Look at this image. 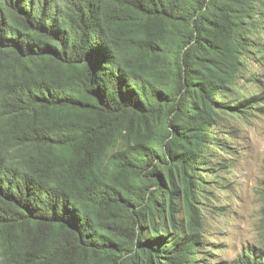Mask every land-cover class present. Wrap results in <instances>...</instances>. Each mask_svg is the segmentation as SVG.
Listing matches in <instances>:
<instances>
[{"label":"trees","instance_id":"trees-1","mask_svg":"<svg viewBox=\"0 0 264 264\" xmlns=\"http://www.w3.org/2000/svg\"><path fill=\"white\" fill-rule=\"evenodd\" d=\"M262 23L264 0H0V264H194Z\"/></svg>","mask_w":264,"mask_h":264},{"label":"rangeland","instance_id":"rangeland-1","mask_svg":"<svg viewBox=\"0 0 264 264\" xmlns=\"http://www.w3.org/2000/svg\"><path fill=\"white\" fill-rule=\"evenodd\" d=\"M264 44V23L253 31ZM237 79L239 97H264V51L250 47ZM204 168L209 197L196 214L205 222L194 264H242L250 247L264 248V98L241 118L224 119Z\"/></svg>","mask_w":264,"mask_h":264}]
</instances>
